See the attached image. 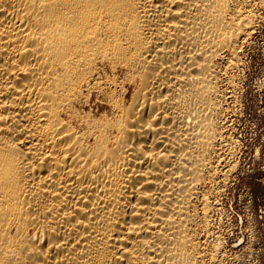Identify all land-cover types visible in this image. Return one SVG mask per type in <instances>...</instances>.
<instances>
[{
  "label": "bare ground",
  "instance_id": "1",
  "mask_svg": "<svg viewBox=\"0 0 264 264\" xmlns=\"http://www.w3.org/2000/svg\"><path fill=\"white\" fill-rule=\"evenodd\" d=\"M252 1L0 0V264L217 262Z\"/></svg>",
  "mask_w": 264,
  "mask_h": 264
},
{
  "label": "rangeland",
  "instance_id": "2",
  "mask_svg": "<svg viewBox=\"0 0 264 264\" xmlns=\"http://www.w3.org/2000/svg\"><path fill=\"white\" fill-rule=\"evenodd\" d=\"M262 2H251V6L257 4L252 8L254 22L256 21L255 33L253 32L252 37L242 45L239 60L234 62L236 65L229 74L224 75V80L229 79L231 82L229 90L226 88L225 98L228 96V99L226 98L227 102L226 100L224 102L225 118L223 117L222 120V124L227 125L224 127L222 125L225 131L224 139L227 138L224 140L227 152L222 155H228L220 157L224 160L221 161L224 168L221 169L224 173L219 171L221 175L209 189L211 192L219 191L212 192L216 195H213L212 200L215 208V213L212 215L215 237L211 242L215 241L222 245V250L218 253L217 262L214 264H264V3ZM226 164H228L227 168Z\"/></svg>",
  "mask_w": 264,
  "mask_h": 264
}]
</instances>
